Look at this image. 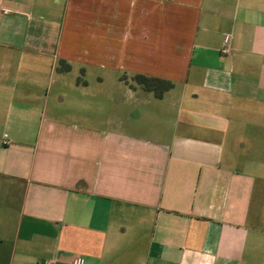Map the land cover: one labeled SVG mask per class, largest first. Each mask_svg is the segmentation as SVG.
I'll return each mask as SVG.
<instances>
[{
	"label": "crops",
	"instance_id": "0c3cea01",
	"mask_svg": "<svg viewBox=\"0 0 264 264\" xmlns=\"http://www.w3.org/2000/svg\"><path fill=\"white\" fill-rule=\"evenodd\" d=\"M0 10V264H264V0Z\"/></svg>",
	"mask_w": 264,
	"mask_h": 264
},
{
	"label": "trees",
	"instance_id": "16d2710c",
	"mask_svg": "<svg viewBox=\"0 0 264 264\" xmlns=\"http://www.w3.org/2000/svg\"><path fill=\"white\" fill-rule=\"evenodd\" d=\"M61 63L60 71L68 72L71 70V66L68 63L65 61H61ZM133 80L145 90L153 92L157 98H162L174 86L171 81L144 75H135Z\"/></svg>",
	"mask_w": 264,
	"mask_h": 264
},
{
	"label": "rangeland",
	"instance_id": "374dc122",
	"mask_svg": "<svg viewBox=\"0 0 264 264\" xmlns=\"http://www.w3.org/2000/svg\"><path fill=\"white\" fill-rule=\"evenodd\" d=\"M61 66H62V63H60V68H61ZM127 73H124V78L129 82H133L134 80H133V78L132 77H126L127 75H126ZM135 82V81H134ZM133 82V83H134Z\"/></svg>",
	"mask_w": 264,
	"mask_h": 264
},
{
	"label": "built area",
	"instance_id": "2783aa9c",
	"mask_svg": "<svg viewBox=\"0 0 264 264\" xmlns=\"http://www.w3.org/2000/svg\"><path fill=\"white\" fill-rule=\"evenodd\" d=\"M2 15V11L0 10V16ZM225 52L227 51V50H224Z\"/></svg>",
	"mask_w": 264,
	"mask_h": 264
}]
</instances>
